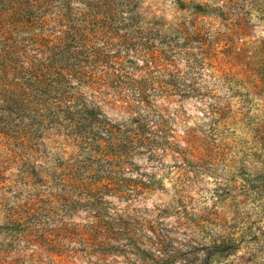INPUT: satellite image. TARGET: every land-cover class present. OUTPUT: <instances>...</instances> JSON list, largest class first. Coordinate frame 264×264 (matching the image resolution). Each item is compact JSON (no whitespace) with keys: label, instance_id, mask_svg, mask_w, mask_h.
Listing matches in <instances>:
<instances>
[{"label":"rangeland","instance_id":"1","mask_svg":"<svg viewBox=\"0 0 264 264\" xmlns=\"http://www.w3.org/2000/svg\"><path fill=\"white\" fill-rule=\"evenodd\" d=\"M131 2L162 52L163 75L149 94L162 110L168 148L135 153L113 170L132 181L125 193L101 180L71 192L73 204L65 206L54 194L68 187L63 180L72 165L90 157L77 156L63 133L45 129L29 164L49 182L26 180L18 166L0 164V264H140L97 207L114 220L123 215L117 230L127 216L153 224L181 254L193 252L192 261L206 259L214 239L230 238L234 253L213 264H264V0ZM160 89L165 93L153 96ZM105 112L123 119L113 106ZM8 149L0 136V161ZM66 224L73 229L59 238L57 228ZM74 248L88 249L87 256Z\"/></svg>","mask_w":264,"mask_h":264},{"label":"trees","instance_id":"2","mask_svg":"<svg viewBox=\"0 0 264 264\" xmlns=\"http://www.w3.org/2000/svg\"><path fill=\"white\" fill-rule=\"evenodd\" d=\"M115 1L0 0V8L7 11L0 12V24H13L0 26V136L9 148L0 164L7 163L5 170L18 166L26 180L49 182L39 179L40 170L29 161L45 129L63 133L80 150L77 156L90 157L72 165L63 180L67 191L54 194L65 206L73 204L71 192L85 191L101 180L125 193L123 186L132 181L120 180L113 170L129 165L135 153L168 148L162 110L149 94L163 75L158 68L162 52L153 47L154 34L144 28L131 0ZM159 91L153 96L165 93ZM110 106L123 115L121 121L105 112ZM95 213L113 225H121L124 218L114 220L106 207H97ZM52 214L53 207L48 211ZM125 219L118 230L112 224L110 229L124 236L122 249L131 248L140 264H213L236 249L230 238L214 239L206 246V259L192 261L193 252L181 254L153 224ZM48 221L42 222L44 228ZM72 229L67 224L57 228L58 237ZM53 245L59 244L53 240ZM72 252L87 256L88 249Z\"/></svg>","mask_w":264,"mask_h":264}]
</instances>
